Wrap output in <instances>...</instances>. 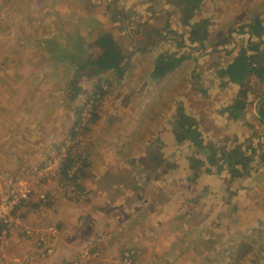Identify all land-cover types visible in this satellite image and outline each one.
Returning <instances> with one entry per match:
<instances>
[{"label": "rangeland", "instance_id": "rangeland-1", "mask_svg": "<svg viewBox=\"0 0 264 264\" xmlns=\"http://www.w3.org/2000/svg\"><path fill=\"white\" fill-rule=\"evenodd\" d=\"M186 17L175 0H0V183L23 179L34 193L16 208L19 224L7 236L0 230V263L21 259L12 250L23 243L35 249L26 250L27 260L43 255L41 241L53 246L54 255L55 242L66 234L63 224L81 216L86 263L72 264H118L125 252L133 256L130 264H264V225L242 233L245 226L229 202L254 172L251 191L244 193L258 202L256 218L264 217V160L258 154L264 129L242 123L246 113L234 121L221 118L223 101L249 91L254 99L262 90L257 74L239 90L222 75L248 47L250 20L264 19V0H200ZM206 20L208 38L192 41L190 25ZM104 33L120 47L115 72L94 73L91 54L99 48L79 53L81 68L62 57L70 53L60 49L65 43L80 37L93 42ZM251 42L259 44L256 64H263L264 37ZM165 51L178 60L174 70L153 73L157 54ZM72 79L78 88L73 98ZM93 108L90 126H74L78 110ZM184 113L198 131L188 139L175 130ZM71 131L87 140L86 147L74 148L89 153L75 181L86 196L75 204L89 207L83 214L69 209L68 182L54 172ZM243 131L252 137L240 140ZM150 150L161 154L160 165L157 157L147 159ZM44 161L52 169L33 175ZM95 189L98 197H92ZM217 193L224 218L215 232L216 218L209 220L212 235L200 248L204 215L214 213ZM183 213H189L187 225L171 222ZM251 239L258 247L247 250Z\"/></svg>", "mask_w": 264, "mask_h": 264}, {"label": "trees", "instance_id": "trees-1", "mask_svg": "<svg viewBox=\"0 0 264 264\" xmlns=\"http://www.w3.org/2000/svg\"><path fill=\"white\" fill-rule=\"evenodd\" d=\"M175 2L179 3L182 6V12L183 14L187 15L185 18L187 19L191 18V15L193 13V10L197 7V5L200 3V0H175ZM210 20L206 21H196L195 23H192L190 25L191 31V40L197 41V40H203L204 38H208L209 36V27L208 23ZM92 22L94 25L98 24V21L96 18L92 19ZM249 33L250 37L247 41V48H241L237 54H235L228 62L227 67L224 70V73L222 76L226 77L225 84H240L243 81L247 80L250 75L257 74V77H259V80L262 81L264 78L262 77L264 66L263 64L257 65L256 59L260 56L259 52L256 49L258 47V43L252 44L251 39L254 38H261V36H264V26L261 25L260 20H257L256 18L253 19V21L250 20L249 23ZM231 32V31H230ZM229 32V33H230ZM216 38V37H215ZM110 45V46H109ZM251 45V46H250ZM88 47H90L93 50H96V48H99L100 51L97 56H93L91 54V61L90 65L93 67V71L95 74H101L104 72H115L118 69V64L121 59L120 55V47L118 44H116L115 39L108 33H104L102 35H99L93 42L88 41L85 37L84 38H78L77 40H71L70 44L65 43L63 47H60L61 50H67V55H63L62 57L66 59H70L71 61L75 62V65L77 68H81L85 65V63H80L79 61V55L85 54V51H87ZM105 49V50H103ZM254 50L253 53H251L250 50ZM75 51L77 52L76 54ZM80 53V54H79ZM78 54V55H77ZM181 58H185L186 56L181 53ZM177 59L172 57L171 54H169L168 51L158 53L155 60V70L153 73H172L171 71L175 68V63H177ZM73 63V62H72ZM71 90L74 91L71 95V98L75 96V91L78 90L76 87V82L74 79L70 82ZM244 88V84L243 87ZM262 104V106H261ZM264 99H262L260 103V108H258L257 112L260 115V122L263 124L262 120L264 121ZM226 110L233 114V118H237L238 115L245 112V102L241 99H236L232 103L226 106ZM95 108H93V111H90L89 109V117L88 119L82 118V113L78 110L76 118V121L74 123V126L80 127L81 129H85L86 127L90 126V124L93 122V118L95 115ZM80 113V114H79ZM264 126V124H263ZM175 130H179V135L183 139H188L190 136H196L198 131L195 129L192 122H190V119H188L187 115H178L177 123H175ZM72 132V131H71ZM64 144L66 146V154L63 157V159L58 161L57 166L54 169V172L61 176H63L68 183H66L67 187L73 186L76 191H78L79 186L76 184V178L79 174V172L83 169L84 164H87V160L89 157V153L85 151L84 156L82 151H78V149H75V146H80L83 144V147L87 146V140L86 137L82 134L81 131H73L72 133H69L66 138H64ZM68 143V144H67ZM56 146L55 148L57 149ZM78 151V152H77ZM76 152V153H75ZM156 155V156H155ZM161 154L157 153L154 150L148 151L147 159H159ZM264 160V154H261ZM157 157V159H156ZM58 160V159H57ZM160 160V159H159ZM164 160H160L157 162V164H161V162ZM82 162L81 165L76 167V169L70 173L69 171L71 168H73L74 163ZM51 163L50 161H44L43 163H39L36 168L33 169V175H38L40 172H43ZM211 170V169H210ZM47 172V171H46ZM46 174V173H45ZM55 176V175H54ZM6 180H11L13 183L20 181H23L24 183H27V181L23 179L18 178H7ZM5 181V180H2ZM28 187L30 188V198L33 193V188L28 184ZM48 197V195H46ZM69 199V198H68ZM70 201H73L72 199H69ZM42 202V200H40ZM181 217V219H180ZM189 213H183L179 216H176L171 222L175 223L177 221H181L183 224L187 225L189 223ZM170 222V223H171ZM179 223V222H178ZM189 227V226H188ZM248 236L246 237V239ZM48 240H53L51 237L48 238ZM249 244L246 246L247 250L248 247L253 248L257 246L256 243L251 239L247 241ZM204 245V241L202 243H199L200 248H202ZM46 249L51 247L49 243H45ZM258 247V246H257ZM263 247V245H262ZM39 251L41 252V247H39ZM249 248V249H250ZM246 250V249H244ZM241 252V251H240ZM43 256L48 257L50 254L43 253ZM124 253L121 254V258H123ZM258 255L255 254L253 257L256 258ZM41 257V256H40ZM132 258V259H131ZM133 261V256L130 257V263ZM82 262L86 263V260L82 258Z\"/></svg>", "mask_w": 264, "mask_h": 264}, {"label": "crops", "instance_id": "crops-1", "mask_svg": "<svg viewBox=\"0 0 264 264\" xmlns=\"http://www.w3.org/2000/svg\"><path fill=\"white\" fill-rule=\"evenodd\" d=\"M259 20H260L261 25L264 26V19H259ZM262 37H264V36L262 35L261 38ZM263 71H264V69H263ZM252 75H254V74H252ZM262 77H263V75H262ZM252 79L253 78H251V75H250L247 80L243 81L240 84H236V83L227 84V86H231L232 88H238V90H239V88H242L243 84H244V87L247 88V87H250V85H252L250 82V80H252ZM261 82H262V86H261L262 90H261V92H259V94L257 95L256 98H254V99L251 98L254 91H249L244 96H240V94L237 93L234 96H232L230 101H223L224 102L223 105H225L224 108H226L227 105H229L230 103H232L236 99L243 100L245 102L246 110H245V112L238 115V117L239 116L242 117L241 115H245V113L247 115H245V118H243L245 120L242 123L250 122L253 127H257L258 124H261V126L264 129V126L260 122V120H258L259 117L256 113V110H258V108H260V103H261L262 99H264V80H262ZM256 102H257V104H256ZM255 106H256V108H255ZM261 106H262V104H261ZM224 108L222 110L223 116H221V118H223L225 121L226 120H230V121L233 120L234 121V119H236V118H233V116H232L233 114L229 113L227 110H224ZM254 133H256L255 129H254ZM250 134L252 135V133H250ZM251 135L244 133V131H243L237 136L240 138V140H246V139L251 138L252 137ZM262 144H264V141H262ZM260 153L264 154V146H263V150H260L258 152V154H260ZM254 159H256V156L254 157ZM250 168L251 167L248 163L247 170L249 171ZM254 169H255V165L253 166L252 171H255ZM261 170L264 172V168H261ZM255 176L256 175L254 172H251V174L248 173L247 183L241 185L240 186L241 189L236 194H234L229 201L234 206V210L233 211L231 210V212L234 215L235 219L239 218L241 220V221L239 220L240 221V228H243V225L245 226L244 227L245 229L242 230L241 232L245 233L246 235L254 234L256 231L255 229L257 228L258 225H262V224L264 225V217H262V218L257 217L256 218V211H257L258 202H256V200L251 201L249 196L246 197L247 195L244 193V191H247V192L251 191V188H252L251 182L255 181ZM91 192H92V197H98L97 195H99V191H97L95 189V190H91ZM210 197L212 199L215 197V210H214L213 214H211V211H212L211 210L210 212H208L204 215L205 216V221H204V227H205V233L204 234H205V236H203L204 239L200 240L201 242L202 241L207 242L210 240V239H208V236L212 235V233H211L210 228L208 226H209L210 222L212 221V218L213 219L216 218V224H215L214 232L217 231L219 228L218 225L220 224V219L224 218L223 217V215H224L223 211H220L221 204L219 203V201H220L221 195L219 193H217L214 195V197L212 195H210ZM80 201H84V200H80ZM85 201H87V198ZM262 201L264 203V199H262ZM75 202H79V201L69 202V209H71L73 211L76 210L75 214H77V213L83 214V212L85 213L86 209L89 208V207L86 208V206H83L82 204L79 207L75 204ZM82 206L85 207V209ZM81 208H82V211H81ZM164 210L168 211L169 209L165 208ZM59 216L61 219L63 218L61 213L59 214ZM80 217L77 218L75 216L73 219H70V220L68 219L69 220V221H67L68 223L63 224L64 232H66V234L64 235V237H62L61 240L58 239V241L55 242L56 244H55L54 255L44 257L43 255L38 254L35 259L27 260L24 257V254H26L28 252L26 250H28L31 247H32L33 251H35V249L30 244L23 243L21 246H16V249L14 251L12 250V253H14L15 255H18L19 258H21V259H17V261H15V263L12 262L11 260H8L4 263L5 264L6 263L7 264H72L73 261H78V260L80 262H82L81 251H82V249L86 243V242H84V245H83V237H85L86 235H85L84 228L81 227V223L78 224L81 221ZM209 220H210V222H209ZM80 228L82 229V232L79 231ZM263 246H264V244H263ZM21 254H23V255H21ZM0 264H2V263H0Z\"/></svg>", "mask_w": 264, "mask_h": 264}, {"label": "built area", "instance_id": "built-area-1", "mask_svg": "<svg viewBox=\"0 0 264 264\" xmlns=\"http://www.w3.org/2000/svg\"><path fill=\"white\" fill-rule=\"evenodd\" d=\"M88 117H89V111H83L82 118L85 120V119H88ZM64 156L65 154L62 155L61 158H57L58 160L56 162L55 167L57 166L58 161L60 159L62 160ZM79 165H81V162L74 163L73 168H71L73 170L69 172L72 173L76 169V167H78ZM51 167L50 168L47 167L44 170L45 171L44 174L46 173L47 170H51L52 169ZM22 182L18 181V182L13 183L11 180H5V181H1L0 183V230H3L6 236L8 235V230L11 227H16L19 224L18 222L19 217L16 214V208L18 206L25 204L30 199L31 194H30V188L28 187V185H25L26 187L23 188L22 190L19 189L20 183ZM67 197L69 199H72L73 201H80V200L85 199L86 196L84 195V193H80L79 190L76 191L73 186H70L67 188ZM40 198L43 201L50 200V197H46L44 194H41ZM45 243L46 241L39 242V246L43 247V253H46V254L52 253L53 246L46 249ZM86 252H88V248ZM86 252L82 253L81 255V257L84 259L86 257H83V256L86 255ZM122 259H123L122 263H118V264H130L129 254L127 252L124 253V256Z\"/></svg>", "mask_w": 264, "mask_h": 264}, {"label": "water", "instance_id": "water-1", "mask_svg": "<svg viewBox=\"0 0 264 264\" xmlns=\"http://www.w3.org/2000/svg\"><path fill=\"white\" fill-rule=\"evenodd\" d=\"M262 98V97H261ZM260 98V99H261ZM258 102V101H257ZM257 102H256V104H257ZM255 108H256V106H255ZM256 113H257V115H258V117L260 118V115L258 114V112H257V110H256ZM262 122H263V124H264V121L262 120Z\"/></svg>", "mask_w": 264, "mask_h": 264}, {"label": "bare ground", "instance_id": "bare-ground-1", "mask_svg": "<svg viewBox=\"0 0 264 264\" xmlns=\"http://www.w3.org/2000/svg\"><path fill=\"white\" fill-rule=\"evenodd\" d=\"M13 229V228H12ZM11 230V229H10ZM3 250V249H2ZM3 252V251H2ZM1 254V253H0Z\"/></svg>", "mask_w": 264, "mask_h": 264}]
</instances>
